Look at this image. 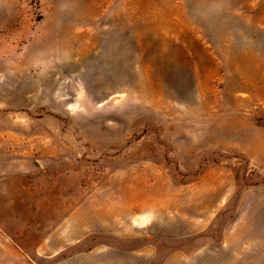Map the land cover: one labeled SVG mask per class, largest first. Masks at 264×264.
I'll return each instance as SVG.
<instances>
[{
    "label": "rangeland",
    "instance_id": "1",
    "mask_svg": "<svg viewBox=\"0 0 264 264\" xmlns=\"http://www.w3.org/2000/svg\"><path fill=\"white\" fill-rule=\"evenodd\" d=\"M88 198L264 264V0H0V264Z\"/></svg>",
    "mask_w": 264,
    "mask_h": 264
},
{
    "label": "crops",
    "instance_id": "2",
    "mask_svg": "<svg viewBox=\"0 0 264 264\" xmlns=\"http://www.w3.org/2000/svg\"><path fill=\"white\" fill-rule=\"evenodd\" d=\"M41 220L31 222L38 234L36 249L22 246L28 264H190L189 253L184 252L188 250L171 248L162 255L151 241L159 221L142 219L140 214L128 216L117 206L100 205L92 198L64 217L52 219V227ZM33 253L38 260H32Z\"/></svg>",
    "mask_w": 264,
    "mask_h": 264
}]
</instances>
